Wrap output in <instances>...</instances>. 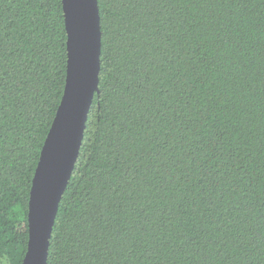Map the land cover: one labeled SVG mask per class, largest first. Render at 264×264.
<instances>
[{
	"label": "trees",
	"instance_id": "16d2710c",
	"mask_svg": "<svg viewBox=\"0 0 264 264\" xmlns=\"http://www.w3.org/2000/svg\"><path fill=\"white\" fill-rule=\"evenodd\" d=\"M98 92L47 264H264V0H98ZM61 0H0V264H22L64 91Z\"/></svg>",
	"mask_w": 264,
	"mask_h": 264
},
{
	"label": "water",
	"instance_id": "95a60500",
	"mask_svg": "<svg viewBox=\"0 0 264 264\" xmlns=\"http://www.w3.org/2000/svg\"><path fill=\"white\" fill-rule=\"evenodd\" d=\"M67 68L61 101L32 178L28 242L22 264H47L52 228L77 160L88 112L98 92L101 29L98 0H61Z\"/></svg>",
	"mask_w": 264,
	"mask_h": 264
}]
</instances>
